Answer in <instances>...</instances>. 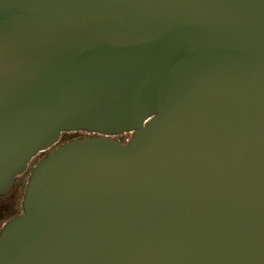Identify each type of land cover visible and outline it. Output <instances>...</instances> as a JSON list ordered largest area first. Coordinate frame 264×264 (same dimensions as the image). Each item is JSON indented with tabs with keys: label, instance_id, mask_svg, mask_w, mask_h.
Returning <instances> with one entry per match:
<instances>
[{
	"label": "water",
	"instance_id": "95a60500",
	"mask_svg": "<svg viewBox=\"0 0 264 264\" xmlns=\"http://www.w3.org/2000/svg\"><path fill=\"white\" fill-rule=\"evenodd\" d=\"M79 130L0 264H264V0H0V195Z\"/></svg>",
	"mask_w": 264,
	"mask_h": 264
},
{
	"label": "flooded vegetation",
	"instance_id": "af4514ba",
	"mask_svg": "<svg viewBox=\"0 0 264 264\" xmlns=\"http://www.w3.org/2000/svg\"><path fill=\"white\" fill-rule=\"evenodd\" d=\"M92 134H98V133H95V132L89 133V132L84 130V134L82 136H84V135H92ZM126 134H128L129 136L127 137L126 140H123L124 142H127L128 139L132 136L131 132H126ZM113 136L115 138H119L118 137L119 135H113ZM45 155L46 154L38 153L35 157H33L32 160L29 163L28 168L17 175L14 188L9 193L4 194V195H0V234H1V231H2V229L4 227V225L6 224V222L9 219H11L12 217H14V216H16V215H18V214L23 212V198H24V195H25V190H26V186H27L30 174H31L33 168L35 167V165L38 163V161L42 157H44ZM21 186L23 187V198L21 200V208L19 207L21 211L20 212H16L15 214H9V212H8V210H9L8 197L10 195H12V193H15V191L20 189ZM19 198H20V196H19Z\"/></svg>",
	"mask_w": 264,
	"mask_h": 264
},
{
	"label": "rangeland",
	"instance_id": "374dc122",
	"mask_svg": "<svg viewBox=\"0 0 264 264\" xmlns=\"http://www.w3.org/2000/svg\"><path fill=\"white\" fill-rule=\"evenodd\" d=\"M83 134H84L83 130L64 132L62 134V137H61L60 141L58 142V144H61L62 142H65L67 140H70V139H73V138H76V137H80ZM128 136H129L128 134L122 133V134H119L118 137L120 139H122V140H126ZM19 196H20V198H19ZM22 198H23V187L21 186L20 189H18L17 191H15V193H12V195H10L8 197V203H9L8 212H9V214H15L16 212H20L21 211L20 208H21V200H22Z\"/></svg>",
	"mask_w": 264,
	"mask_h": 264
},
{
	"label": "trees",
	"instance_id": "16d2710c",
	"mask_svg": "<svg viewBox=\"0 0 264 264\" xmlns=\"http://www.w3.org/2000/svg\"><path fill=\"white\" fill-rule=\"evenodd\" d=\"M64 133V132H63ZM57 145H58V143H56ZM56 144H54L50 149H48V150H46V151H42V152H40V153H42V154H48L51 150H53L57 145Z\"/></svg>",
	"mask_w": 264,
	"mask_h": 264
}]
</instances>
